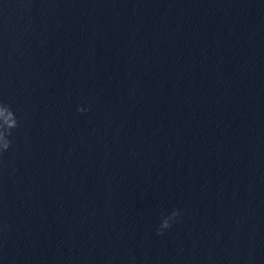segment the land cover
<instances>
[{"label": "water", "instance_id": "obj_1", "mask_svg": "<svg viewBox=\"0 0 264 264\" xmlns=\"http://www.w3.org/2000/svg\"><path fill=\"white\" fill-rule=\"evenodd\" d=\"M11 130L0 264H264V0H0Z\"/></svg>", "mask_w": 264, "mask_h": 264}, {"label": "clouds", "instance_id": "obj_2", "mask_svg": "<svg viewBox=\"0 0 264 264\" xmlns=\"http://www.w3.org/2000/svg\"><path fill=\"white\" fill-rule=\"evenodd\" d=\"M3 104H4V103H3ZM5 105H6V106L12 111L10 105H8V104H5ZM78 111H82V110L78 109ZM13 114H14V112H13ZM14 115H15V114H14ZM15 117H16V116H15ZM16 121H17V118H16ZM17 127H18V121H17V123H16L15 128H17ZM15 128H14V129H15ZM12 130H13V129H12ZM12 130L10 131L9 135L7 136L5 142L2 143V144H0V155H2L4 152H6V151L9 149V147L11 146L12 141L9 140L8 137L12 135ZM172 214H173L174 217H176L179 213H178V211H173ZM170 227H171V224H168V223H166V222L163 223V224L157 229V235H162V234H163V231H164L165 229L170 228Z\"/></svg>", "mask_w": 264, "mask_h": 264}]
</instances>
